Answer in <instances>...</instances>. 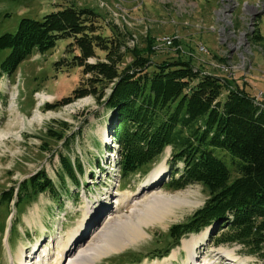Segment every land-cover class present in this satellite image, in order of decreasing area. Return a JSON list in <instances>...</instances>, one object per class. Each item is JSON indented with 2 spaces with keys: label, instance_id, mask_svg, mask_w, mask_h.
Masks as SVG:
<instances>
[{
  "label": "rangeland",
  "instance_id": "obj_1",
  "mask_svg": "<svg viewBox=\"0 0 264 264\" xmlns=\"http://www.w3.org/2000/svg\"><path fill=\"white\" fill-rule=\"evenodd\" d=\"M69 4L96 12L98 16L91 19L98 31L117 42L124 54L121 68L130 61L132 49L155 62L188 60L204 73L226 80L222 97L226 88L239 86L264 105V0H0V35L14 33L22 18L41 20L46 13ZM255 26L258 38L253 35ZM71 41V37H63L45 52L34 49L13 73L0 77V193L10 187L16 190L21 180L41 169L61 191L58 202L48 192L24 198L17 207L12 200L4 224L5 209L0 203V264H40V260L42 264H75L69 256H82L89 244H96L95 248L104 244L99 241L104 237L98 234L107 221L110 229L129 217V222H137L142 215L133 214V205L152 201L153 195L162 200L149 209L142 207L154 215L146 218L145 238L130 242L128 230H124L118 247L106 244L103 255L90 264H264L242 244L213 241L222 225L182 236L167 256L156 255L169 246L170 227L200 207L207 190L197 183L182 189L165 184L172 170L169 146L154 163L120 176L116 153L108 152L112 156L106 158L107 146L102 144L103 134L109 131L110 112L93 95L53 109L44 107L46 102L70 95L84 78L78 66L55 64L77 53V49L67 48ZM8 52L0 50V63ZM104 58L105 51L96 48L95 56L86 61L106 62ZM35 91L40 92L38 97ZM62 132L69 137L74 133L68 147L57 139ZM111 145V150L116 148ZM60 152L78 157L84 168L78 186L64 176L70 194L59 183ZM218 152L230 165L231 155ZM185 241L193 245L192 252Z\"/></svg>",
  "mask_w": 264,
  "mask_h": 264
},
{
  "label": "trees",
  "instance_id": "obj_2",
  "mask_svg": "<svg viewBox=\"0 0 264 264\" xmlns=\"http://www.w3.org/2000/svg\"><path fill=\"white\" fill-rule=\"evenodd\" d=\"M91 16L98 15L90 8L69 4L46 13L41 20L22 18L14 33L0 35V50L9 49L0 63V76L13 73L34 49L45 52L58 39L71 37L67 48L77 49V53L55 64L78 66L84 78L70 95L46 102L44 107L53 109L93 95L110 112L108 134L116 144L112 150L118 156L115 164L120 176L154 163L169 146L172 170L165 184L182 189L197 183L207 190L204 203L184 221L170 227L171 242L162 254L156 255L167 256L182 236L222 225L224 228L218 227L213 241L242 244L264 263V105L258 104L255 94L239 86L226 88L228 92L222 97L226 80L204 73L188 60L155 62L132 49L130 61L121 68L119 64L125 57L119 44L103 36ZM253 31L258 38V26ZM96 48L105 51L104 59L109 64L86 61L95 56ZM73 136L74 133L69 137L62 132L57 139H63L68 147ZM112 150L107 144L106 151ZM219 150L231 155L230 165ZM59 159V183L63 192L70 194L64 176L78 186V176L84 174V168L78 157L60 152ZM96 165L99 168V163ZM41 192L50 193L57 202L61 196L42 169L21 180L16 190H3V224L7 204L14 200L17 207L24 198Z\"/></svg>",
  "mask_w": 264,
  "mask_h": 264
},
{
  "label": "bare ground",
  "instance_id": "obj_3",
  "mask_svg": "<svg viewBox=\"0 0 264 264\" xmlns=\"http://www.w3.org/2000/svg\"><path fill=\"white\" fill-rule=\"evenodd\" d=\"M103 135H105V134H103ZM150 198H152V201L151 200L147 201V202L145 201L144 203L135 202V204L133 205V207L131 209V210H134L136 212V213L135 212L133 213L134 215L135 214H137V215L141 214L143 218L141 217V219H138L137 222H135V223L133 222L132 223V222H129L131 220V218L129 217V219L127 221L125 220V221L116 222L118 227H114L113 229H110L111 226H109V224H108L110 222L107 221L105 226H104V228L103 229L101 228L103 233H99L100 234L99 235L98 232H97V234H98V236L100 238L104 237V239L99 240V241L104 242V244L98 245L97 248H95L96 244L94 246H92V247H89L90 246V244H89V246H87L89 249L86 248V249L82 250L84 252V254L82 256L80 255V253L77 254V255L73 254L74 255L73 258H72V256H69V257H71V259H70L71 262L75 263V264H90L91 262H93L96 259L100 258L103 255L102 250L106 246V244L108 246L115 245V246L118 247V244H120L119 243V241H120L119 237H120V235H122L121 233L124 230H128L127 236L129 238L130 242H132L133 239L134 240H138V239H141V238H145V235L147 233L146 230H145V227L149 224L148 220L146 218L153 217L154 215H152L150 213L151 210L150 211H148V210L147 211H143L142 209L143 208L144 209H149V208H151V207H153L155 205L157 206L158 202H160L162 200V198H159V196H156V195H153ZM156 215H157V213H156ZM110 218H112V217H110ZM98 236H94L93 239H95V241L98 240ZM189 243H190V241H185L184 245L185 244L188 245V248L190 249V252H192L193 251V245L189 246ZM73 247H75V243L70 247V249L73 248ZM98 249H100V250H98ZM91 251H95V253H92ZM107 252H109V251H107ZM105 254H108V253H104V255ZM38 262L40 264H42L41 260L38 261ZM31 264H35V263L32 262Z\"/></svg>",
  "mask_w": 264,
  "mask_h": 264
},
{
  "label": "water",
  "instance_id": "obj_4",
  "mask_svg": "<svg viewBox=\"0 0 264 264\" xmlns=\"http://www.w3.org/2000/svg\"><path fill=\"white\" fill-rule=\"evenodd\" d=\"M263 12L258 13V15H261Z\"/></svg>",
  "mask_w": 264,
  "mask_h": 264
},
{
  "label": "built area",
  "instance_id": "obj_5",
  "mask_svg": "<svg viewBox=\"0 0 264 264\" xmlns=\"http://www.w3.org/2000/svg\"><path fill=\"white\" fill-rule=\"evenodd\" d=\"M256 96V95H255Z\"/></svg>",
  "mask_w": 264,
  "mask_h": 264
}]
</instances>
